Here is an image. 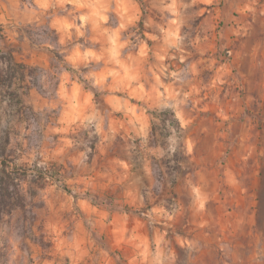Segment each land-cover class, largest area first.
Wrapping results in <instances>:
<instances>
[{"label": "rangeland", "instance_id": "1", "mask_svg": "<svg viewBox=\"0 0 264 264\" xmlns=\"http://www.w3.org/2000/svg\"><path fill=\"white\" fill-rule=\"evenodd\" d=\"M254 3L0 0V264H264V103L239 87ZM8 52L49 91L23 94Z\"/></svg>", "mask_w": 264, "mask_h": 264}, {"label": "crops", "instance_id": "2", "mask_svg": "<svg viewBox=\"0 0 264 264\" xmlns=\"http://www.w3.org/2000/svg\"><path fill=\"white\" fill-rule=\"evenodd\" d=\"M219 1L221 0H201V2L204 4H209V2L217 3ZM263 1L264 0H254L255 2L254 4L263 8L264 7ZM231 2L232 0H223L222 7L224 8V11L228 9V11L231 12L232 10ZM259 2H261L260 5H259ZM211 9H214V8L211 7ZM249 9H254V8L253 6L249 5L247 2L241 6V10L243 12ZM243 25L244 24H241V26H238L236 22H231V21L225 24V28L230 31V34H228L226 30L224 32L225 37H226L225 39L227 40V42H230L231 44L233 41L237 39V38H234L232 35L235 34L238 30H241ZM238 33H240V38H239L240 86L239 87L242 91L245 92V94H250L251 92H255L259 94L257 95V97H248V95H245V103H248L247 101L249 99L250 101H252L253 99L257 106L259 102H261L260 105H262V103H264V49L262 48V50H260L259 43H256L255 47L250 46L252 48V51L249 50L248 37L245 36L243 32H238ZM6 65H7V62H6Z\"/></svg>", "mask_w": 264, "mask_h": 264}, {"label": "trees", "instance_id": "3", "mask_svg": "<svg viewBox=\"0 0 264 264\" xmlns=\"http://www.w3.org/2000/svg\"><path fill=\"white\" fill-rule=\"evenodd\" d=\"M27 37L31 40V37L30 35H27ZM59 57L58 54L56 55V58ZM6 60H7V68H6V71H7V74L9 76H18L19 78V82H20V85L18 86L20 89H23V94H28L29 90L32 89V88H37V90L40 92H43V93H46L48 92L49 90H40V86L38 85V82H37V76L33 75L32 72L35 70L33 69H29L28 66H26L25 64L23 63H14V57L12 55V52H8L6 54ZM58 60V63H60L61 60H59V58H57ZM54 71H57V68L56 66H54L53 64L50 65L49 69L47 70L46 74H50L53 76L55 75L56 72ZM26 76H29L30 77V82L29 84H22L24 83V80L26 78ZM55 78V77H54ZM58 82L56 83V86H57ZM50 95V94H49ZM161 116L159 118V124L158 126L164 130V134H163V137L165 136H168L170 134V126L172 127L173 125H175V127L177 129H180L179 128V124L177 123V121L175 120H171L169 121L168 120V116H173V114L168 111V110H165V111H162L161 113ZM155 117V116H154ZM155 129H156V125L153 124L151 125V137H154V132H155ZM36 172L38 173L37 174V178H39L41 181H44L46 178H49L51 176L48 175V169L45 168V167H41V168H38L36 170ZM8 179L9 177L6 176ZM7 186V185H6Z\"/></svg>", "mask_w": 264, "mask_h": 264}]
</instances>
